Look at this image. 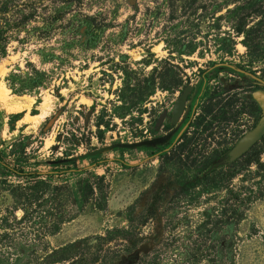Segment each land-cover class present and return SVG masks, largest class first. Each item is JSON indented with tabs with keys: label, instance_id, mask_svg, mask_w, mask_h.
<instances>
[{
	"label": "rangeland",
	"instance_id": "1",
	"mask_svg": "<svg viewBox=\"0 0 264 264\" xmlns=\"http://www.w3.org/2000/svg\"><path fill=\"white\" fill-rule=\"evenodd\" d=\"M0 83V264H264V0H0Z\"/></svg>",
	"mask_w": 264,
	"mask_h": 264
},
{
	"label": "trees",
	"instance_id": "2",
	"mask_svg": "<svg viewBox=\"0 0 264 264\" xmlns=\"http://www.w3.org/2000/svg\"><path fill=\"white\" fill-rule=\"evenodd\" d=\"M249 82H252L251 78L247 79ZM254 81V80H253ZM194 90V89H193ZM193 90L190 92L192 93ZM258 107V106H257ZM210 112V111H209ZM207 112V113H209ZM231 118V116L229 115L228 117H225L223 115V120H228V118ZM235 118V117H234ZM205 119V118H204ZM221 119V120H222ZM211 125V124H210ZM209 128L206 127L205 129L207 130ZM213 134V131H210L209 132V135H212ZM242 136V131H240L238 134L234 133L233 135V138L231 139V141H224V142H228L227 145H226V148L225 149H221L219 151V156H221V154H225L227 153L232 147L233 145L235 144V142ZM173 139V136L172 135H168V136H165L164 138L162 139H155L153 142H152V145L156 146L157 150H161L162 148H164L166 145H169L170 143V140ZM193 148H196L197 147V142H196V139L194 140V142L191 143ZM194 144V145H193ZM259 143L256 142L252 147L251 149L254 150V154L255 156H257V162H259V150L257 149V145ZM127 147H122L121 151H122V154L124 155H128V150L126 149ZM250 149V150H251ZM252 152L250 151H247L246 153H244L242 156H240L239 158L235 159V161H233L231 164H228V169L226 167V170L224 172H221L223 173V177L219 178L218 176H212L213 178L209 181L210 184L212 186H218V184H224V182H228L229 181V178L228 176H232L233 172H235V168H241L244 164V162L246 161V164L249 162V156L251 155ZM219 156L217 158H219ZM75 161V159H72ZM95 166H100L101 163H100V159H96L94 160V163H93ZM258 164H262V163H258ZM215 184V185H214ZM239 197H237L238 199ZM227 218H228V223H230L232 220L234 219H237V218H241V213H240V210H239V207H233L231 208L229 211H227Z\"/></svg>",
	"mask_w": 264,
	"mask_h": 264
},
{
	"label": "bare ground",
	"instance_id": "3",
	"mask_svg": "<svg viewBox=\"0 0 264 264\" xmlns=\"http://www.w3.org/2000/svg\"><path fill=\"white\" fill-rule=\"evenodd\" d=\"M9 91V88H7L3 83H0V101L2 102L4 108L8 112L26 111L23 117L25 120H30V117H34L35 114L28 112V109L34 99H30L28 96H15V94L10 93ZM50 107V101L48 97L45 96L39 106L40 113L38 114V118L45 119L49 116L51 113ZM30 124L31 126L36 127L37 122L32 119L30 120Z\"/></svg>",
	"mask_w": 264,
	"mask_h": 264
},
{
	"label": "water",
	"instance_id": "4",
	"mask_svg": "<svg viewBox=\"0 0 264 264\" xmlns=\"http://www.w3.org/2000/svg\"><path fill=\"white\" fill-rule=\"evenodd\" d=\"M180 103H182V100L178 102V105H177L178 110L180 107ZM263 121H264V114L261 117L260 121L256 124V126H254L251 130L246 132L244 136H242L237 141V143L234 145V147L230 151V157L232 159H236L240 157L256 143V141L259 139V137L264 132V122Z\"/></svg>",
	"mask_w": 264,
	"mask_h": 264
}]
</instances>
